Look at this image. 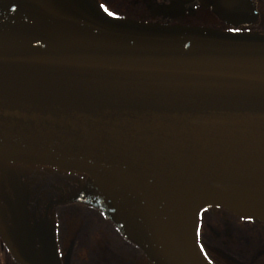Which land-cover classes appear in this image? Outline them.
<instances>
[{"label":"water","instance_id":"95a60500","mask_svg":"<svg viewBox=\"0 0 264 264\" xmlns=\"http://www.w3.org/2000/svg\"><path fill=\"white\" fill-rule=\"evenodd\" d=\"M68 1L0 20V162L86 175L151 264H207L200 211L264 224V36Z\"/></svg>","mask_w":264,"mask_h":264},{"label":"flooded vegetation","instance_id":"af4514ba","mask_svg":"<svg viewBox=\"0 0 264 264\" xmlns=\"http://www.w3.org/2000/svg\"><path fill=\"white\" fill-rule=\"evenodd\" d=\"M97 1L118 19L264 36V0ZM68 7V0H0V20L52 18ZM104 200L85 175L0 162V227L10 246L0 237V264H18L10 249L28 264H104L107 257L151 264L96 206ZM88 224L90 243L77 248ZM198 245L207 264H264V224L208 207L199 213Z\"/></svg>","mask_w":264,"mask_h":264},{"label":"trees","instance_id":"16d2710c","mask_svg":"<svg viewBox=\"0 0 264 264\" xmlns=\"http://www.w3.org/2000/svg\"><path fill=\"white\" fill-rule=\"evenodd\" d=\"M91 221V219H89ZM92 227L91 224H88L87 227L84 229L83 233L78 238V241L76 242L75 246L77 248L80 247H87L89 245V233L91 231Z\"/></svg>","mask_w":264,"mask_h":264},{"label":"rangeland","instance_id":"374dc122","mask_svg":"<svg viewBox=\"0 0 264 264\" xmlns=\"http://www.w3.org/2000/svg\"><path fill=\"white\" fill-rule=\"evenodd\" d=\"M49 216H52L51 214L49 215ZM74 222H73V225H74V227H77V224H78V221H77V219H75V220H73ZM71 234L72 233H70V236H69V238H71ZM100 236H102V235H99L98 236V238L100 239L101 237ZM101 241L103 240V238L102 239H100ZM100 240H97V239H94V243H93V247H98L99 246V248H102V246L100 245ZM67 243V242H66ZM100 251H103V249H99ZM96 262H98V261H96ZM104 264H115V260L113 259V258H111L110 259V257H107V259H106V261L104 260Z\"/></svg>","mask_w":264,"mask_h":264},{"label":"snow or ice","instance_id":"6c2138e0","mask_svg":"<svg viewBox=\"0 0 264 264\" xmlns=\"http://www.w3.org/2000/svg\"><path fill=\"white\" fill-rule=\"evenodd\" d=\"M101 7H103V5H101ZM108 15H112V13H111V12H109V13H108Z\"/></svg>","mask_w":264,"mask_h":264}]
</instances>
